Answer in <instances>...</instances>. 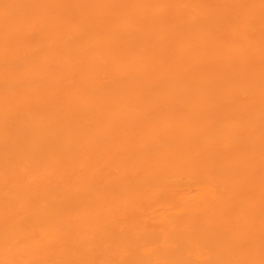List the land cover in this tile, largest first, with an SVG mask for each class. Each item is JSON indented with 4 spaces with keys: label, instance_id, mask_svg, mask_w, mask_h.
I'll use <instances>...</instances> for the list:
<instances>
[{
    "label": "bare ground",
    "instance_id": "6f19581e",
    "mask_svg": "<svg viewBox=\"0 0 264 264\" xmlns=\"http://www.w3.org/2000/svg\"><path fill=\"white\" fill-rule=\"evenodd\" d=\"M0 264H264V0H0Z\"/></svg>",
    "mask_w": 264,
    "mask_h": 264
}]
</instances>
